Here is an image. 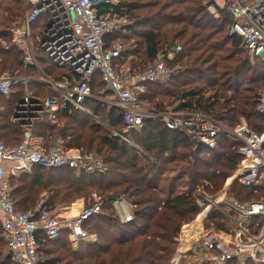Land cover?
Masks as SVG:
<instances>
[{
  "label": "trees",
  "instance_id": "1",
  "mask_svg": "<svg viewBox=\"0 0 264 264\" xmlns=\"http://www.w3.org/2000/svg\"><path fill=\"white\" fill-rule=\"evenodd\" d=\"M212 4L218 15L208 11ZM97 8L100 15L113 9L134 19L132 25L105 35V49L117 40L134 37L144 50L134 49L137 43L124 48L115 61L118 70L127 64L132 73L142 72L171 45L182 47L173 60L166 61L168 67L177 68L169 82L148 83L140 93V99L153 104V109L200 111L230 127L245 120L253 130H264V115L255 111L258 93H264V61L253 64L243 57L242 38L228 33L233 16L216 0H121L118 5L100 4ZM23 19V0H0V74L41 78L35 66L23 62L21 49L12 41L11 29L21 26ZM36 53L42 71L51 79L76 78L73 70L55 65L38 46ZM130 56H135L137 63L128 61ZM28 88L34 98L54 96L59 104L57 122L45 115L34 122L35 134L44 136L48 145L59 136L66 147L93 153L108 166L105 174H88L65 166L35 165L11 177L10 197L20 212L35 210L45 194L52 210L94 194L104 199L102 211L84 224V230L97 235V241L74 250L67 234L55 240L39 236V264H171L182 226L200 210L195 192L200 188L212 194L221 190L240 162V143L221 137L213 149L202 143L193 145L185 132L169 129L160 120L146 119L140 129L127 134L136 147L111 130L124 128L118 108L87 100L92 117L65 105L42 83L32 81ZM93 89L95 94L105 89L99 73L93 78ZM25 96L22 84L14 85L9 96L0 92V137L7 145H18L22 140L24 128L14 117ZM2 99L6 103L1 104ZM230 192L242 201L257 198L252 189L238 184ZM119 196L135 205L134 219L125 224L112 208L111 201ZM196 225L200 228L199 219ZM206 227L219 231L227 229L228 222L213 211ZM3 233L0 224V264H16L4 252ZM179 264L201 263L189 253Z\"/></svg>",
  "mask_w": 264,
  "mask_h": 264
},
{
  "label": "built area",
  "instance_id": "2",
  "mask_svg": "<svg viewBox=\"0 0 264 264\" xmlns=\"http://www.w3.org/2000/svg\"><path fill=\"white\" fill-rule=\"evenodd\" d=\"M224 7L233 16L228 27L229 35L242 38V47L248 57H264V0H223ZM121 0H23L24 19L21 26L11 29L13 43L23 53V62L35 66L43 77L17 76L10 72L0 74V92L9 96L13 86L22 84L26 96L16 109L14 121L24 128L18 145H7L0 137V224L8 254L16 264H39V236L57 239L63 230L69 231L72 243L80 244L88 239L85 222L102 211L104 199L95 194L85 204L79 198L70 206V216L60 217L47 206L45 196L38 207L29 211H17L10 197V173L20 175L33 166L44 168L70 167L88 174H105L108 166L103 159L79 148H68L61 137L47 144L44 136L33 132V124L48 115L57 122L59 104L54 96L36 99L28 84L36 81L44 84L64 102L95 117L86 105L95 100L102 105L118 108L122 112L124 128L111 129L113 133L135 145L127 134L140 129L146 119L160 120L167 128L185 132L213 149L221 137L239 142L240 162L225 183V189L217 194L203 191L196 195L201 228L183 225L176 254L171 264H179L191 253L201 264H262L264 263V130L257 132L243 120L235 127L200 111H177L174 107L155 110L140 99L146 85L163 81L171 76L167 60H173L182 50L171 45L156 60L139 73L128 68L116 69L115 61L122 55V45L105 49V35L132 25L134 19L114 13H98L100 4L118 5ZM217 2V0H216ZM218 4V3H217ZM208 9L217 14L214 4ZM40 47L52 62L76 73V78L65 76L53 80L38 63L36 47ZM9 46L7 45L6 48ZM99 73L105 89L95 94L93 78ZM255 111L264 115V93H258ZM140 149V148H139ZM152 160V159H151ZM234 184L252 189L254 199L242 201L228 198ZM82 205L79 207V203ZM112 208L122 224L134 219L135 206L124 196L114 198ZM218 211L228 222V228H207L211 213ZM187 228V229H186ZM183 241L186 248L179 255Z\"/></svg>",
  "mask_w": 264,
  "mask_h": 264
},
{
  "label": "rangeland",
  "instance_id": "3",
  "mask_svg": "<svg viewBox=\"0 0 264 264\" xmlns=\"http://www.w3.org/2000/svg\"><path fill=\"white\" fill-rule=\"evenodd\" d=\"M217 3L220 5V6H223L224 5V1L223 0H217ZM208 9V8H207ZM208 11L210 12V13H212L209 9H208ZM134 43H137L133 48L134 49H138L139 50V52L140 53H143L144 52V50H143V48H142V45H141V42L139 41V40H137L136 38H129V39H124V38H122V39H120V40H117V42H116V44H118V45H122V49H124V48H126V47H128L129 45H133ZM243 57H248L247 55H246V53L244 52L243 53ZM250 60H251V62L253 63V64H256V63H258L259 61H264V57H262V58H258V59H251L250 57H248ZM133 60L134 61V63L136 62L137 63V59H136V57L135 56H130L127 60L129 61V60ZM123 68H129L128 67V65L127 64H123V66H122ZM169 68L171 69V74L172 73H174L175 71H176V67H174L173 65H170L169 66ZM41 73V72H40ZM23 74H27V75H30V71H24L23 72ZM41 77H43V74L41 73ZM40 78V77H39ZM170 77H168V78H166L165 80H163L162 82H165V83H168L169 81H168V79H169ZM53 80H55V79H53ZM247 84V83H246ZM188 88H192L193 86H187ZM3 100V99H2ZM3 103H6L4 100L1 102V104H3ZM151 108L153 107V104H151L150 102H149V104H148ZM148 157H149V159L151 160H155L154 159V157L153 156H151V155H147ZM13 176V174H11L10 173V175H9V181L11 180V177ZM229 177V176H228ZM227 179V178H226ZM11 183V182H10ZM225 183H226V181H225ZM225 189V184L223 185V187L221 188V190H224ZM205 189H202V188H200L198 191H196L195 192V195H198L199 193H202L203 191H204ZM221 190H219L218 192H220ZM206 191V190H205ZM208 192V191H207ZM217 192V193H218ZM217 193H213V194H217ZM95 195V194H94ZM93 195V196H94ZM45 196V199H49V195L48 194H45L44 195ZM228 198H227V200H229L230 198H232V197H235V198H237L236 196H235V194H234V192H228ZM92 197V196H91ZM91 197H83V198H85V204L87 203V202H89V200H90V198ZM82 198V197H81ZM80 198V199H81ZM238 199V198H237ZM129 201V200H128ZM130 202V201H129ZM131 203V202H130ZM82 205V202L81 203H79V207ZM133 204V203H132ZM134 205V204H133ZM135 206V205H134ZM196 216H197V214L195 215V217H194V219L191 221V222H189V223H187L186 225H191V226H187V228H195V224H196V221H198V218H196ZM200 223V222H199ZM198 224V223H197ZM207 224V223H206ZM196 226H198V225H196ZM183 227V226H182ZM186 228V229H187ZM200 228H201V226H200ZM182 229V228H181ZM216 229V228H215ZM217 230V229H216ZM182 232V231H181Z\"/></svg>",
  "mask_w": 264,
  "mask_h": 264
},
{
  "label": "crops",
  "instance_id": "4",
  "mask_svg": "<svg viewBox=\"0 0 264 264\" xmlns=\"http://www.w3.org/2000/svg\"><path fill=\"white\" fill-rule=\"evenodd\" d=\"M81 205V204H80ZM70 206L71 205H68V206H63V207H60V208H58V209H56V212H57V214L60 216V217H68V216H70ZM67 234L66 236H67V238H68V241H69V243L71 244V246H72V248L74 249V250H76V249H78L81 245H83V244H91V243H95L96 241H97V239H98V237H97V235H95V234H90V233H88V239L85 241V242H82V243H80V244H74V243H72L71 242V240H70V237H69V231L67 230V229H65V230H63L62 231V233H61V235L62 234ZM55 240V239H54ZM4 252H5V254L6 255H9L8 254V251H7V247L5 246V249H4Z\"/></svg>",
  "mask_w": 264,
  "mask_h": 264
},
{
  "label": "bare ground",
  "instance_id": "5",
  "mask_svg": "<svg viewBox=\"0 0 264 264\" xmlns=\"http://www.w3.org/2000/svg\"><path fill=\"white\" fill-rule=\"evenodd\" d=\"M185 248H186V242L183 241V244L181 245L180 250H179V255H178V257L181 255L182 251H183Z\"/></svg>",
  "mask_w": 264,
  "mask_h": 264
},
{
  "label": "water",
  "instance_id": "6",
  "mask_svg": "<svg viewBox=\"0 0 264 264\" xmlns=\"http://www.w3.org/2000/svg\"><path fill=\"white\" fill-rule=\"evenodd\" d=\"M231 36H234V35H231ZM15 115H16V112H15ZM191 142L193 145H196L198 143L197 139H193Z\"/></svg>",
  "mask_w": 264,
  "mask_h": 264
}]
</instances>
